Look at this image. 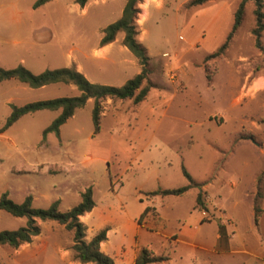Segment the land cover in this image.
<instances>
[{
	"label": "rangeland",
	"instance_id": "374dc122",
	"mask_svg": "<svg viewBox=\"0 0 264 264\" xmlns=\"http://www.w3.org/2000/svg\"><path fill=\"white\" fill-rule=\"evenodd\" d=\"M37 1L0 0L1 68L22 66L39 74L73 67L88 82L112 87L140 73L122 32L100 46L103 30L120 19L127 0H88L83 8L75 0H50L34 8ZM189 1L138 4L136 39L149 57V91L138 104L101 101L98 134H93V100L58 134L43 136L60 113L48 110L24 115L0 132V195L7 193L15 203L30 196L35 209L59 201V212H66L91 188L95 207L82 219L85 241L107 229L102 251L114 264H133L142 247L169 257L160 264L242 263L245 255L215 252L225 216L237 225L235 245L259 248L250 230L251 192L264 168V31L258 49L250 1L228 48L206 60L224 43L240 0L200 7H190ZM78 95L72 84L34 89L2 81L0 130L11 106ZM183 169L198 187L180 196L147 195L187 186ZM200 192L206 209L196 205ZM212 205L221 210L215 214ZM147 207L155 211L138 221ZM38 222L45 247L0 245V264L70 263L73 232L53 221ZM25 224V218L0 211V232ZM227 231L229 237L230 227Z\"/></svg>",
	"mask_w": 264,
	"mask_h": 264
},
{
	"label": "trees",
	"instance_id": "16d2710c",
	"mask_svg": "<svg viewBox=\"0 0 264 264\" xmlns=\"http://www.w3.org/2000/svg\"><path fill=\"white\" fill-rule=\"evenodd\" d=\"M50 0H38L34 4V8L45 4ZM88 0H75V3L83 8ZM214 0H190V7H200ZM253 2L255 9L253 15L255 17V27L251 31L255 39V46L262 49L261 34L264 31V11L263 0H240L239 5L233 15L232 27L226 36L224 43L212 54L206 57V60L215 59L221 56L228 48L229 42L233 38L235 32L242 22L245 5L248 2ZM141 0H127L120 19L108 25L103 30V35L100 40V46H105L114 41L119 32L123 33V46L135 57L139 66L140 73L132 79L126 81L120 87H112L107 85H99L88 82L85 77L80 74L75 68H61L56 70H45L39 74H32L22 66L14 69H3L0 67V82L6 80H16L27 85L30 88H42L51 84H72L79 91L76 97L56 98L46 101H39L26 104L22 107L11 106V113L7 118L5 125L0 130L4 132L8 127L15 123L24 115L37 111H59L58 117L43 131L45 137L48 133L58 134L59 128L74 115L77 109L84 107L88 100H93V108L91 112L93 134L96 135L100 130V113L101 101L106 98L127 100L133 99L134 104L142 102L148 91L149 83L148 69L149 57L146 49L137 41V31L135 26L136 16L139 13L137 8ZM146 83V85H144ZM183 174L189 181L187 186L168 189L156 190L150 192L148 196H180L188 191L191 187H198L187 172L183 169ZM264 180V171L260 173L256 182V192L253 199L254 223L258 225V219L261 214L260 202L263 198L262 183ZM59 201L53 202L47 209H35L32 207V198L27 196L22 203H15L7 193L0 195V211H4L13 217L25 218L26 224L24 227L14 231L0 232V245H6L10 248L17 249L18 247L29 244L32 239L40 234L38 221L47 222L53 221L63 226L67 231L73 232V244L71 250L74 254V259L81 264H114L113 260L100 250L101 243L107 240V229L98 231L93 237L86 242L85 231L86 227L80 221V217L91 212L95 207L92 198L91 188H87L81 193L80 202L66 212H59ZM196 205L206 209L202 201V193L200 192L196 198ZM154 208H145L140 215L139 220L146 217ZM169 261L167 255H156L147 248H140L133 264H160Z\"/></svg>",
	"mask_w": 264,
	"mask_h": 264
},
{
	"label": "crops",
	"instance_id": "0c3cea01",
	"mask_svg": "<svg viewBox=\"0 0 264 264\" xmlns=\"http://www.w3.org/2000/svg\"><path fill=\"white\" fill-rule=\"evenodd\" d=\"M261 149L262 150L264 149V143H263V147L261 146ZM263 152H264V150H263ZM263 170H264V168L256 174V177L254 180L255 181V189L251 192V198H252V206H251L252 225L251 226H252V228L250 231L254 230L255 235H257L259 248L256 251H251L250 249L247 248L246 243H241L240 246L235 245V243H233V241H234L233 236H235V233L237 230V225L235 223L234 218H232L230 216H225L224 221L226 222L227 226L221 225V227L219 228V233L215 237V248H216L215 252L216 253H218V254L227 253L230 255L241 254V255H245L247 257L245 259L246 261H243L242 263H239V264H247V263L255 264L257 261H262V263L264 264V184L262 187L263 198L260 202L261 214H260L259 219H258V225H255V223H254V211H253V199H254V195L256 192V182H257L258 176L260 175V173ZM229 187H231V189H233V188H235V184H233V183L229 184ZM208 198L209 197L206 196V199H208ZM212 208H213L215 214L217 213V211L221 210L218 205H212ZM91 212L80 217V221L82 222V219H84V218L87 219L90 216ZM215 214L214 215L212 214L213 217H215ZM82 223L85 224V222H82ZM227 227H230V234L231 235L229 237L227 236V234H228ZM35 242L38 243L39 245L34 247V249H33L34 251L38 250L39 247H42V248L45 247V242L42 240L41 233H40L38 236H36L32 239L31 243L24 244V245L20 246V248L22 247V249H23V247H24V250L30 249L31 247L33 248L32 245ZM102 245H103V243H101V245H100L101 251H102ZM64 253L68 254L67 251H65ZM68 256L71 259L69 264H81L77 260L74 259L73 252L70 255L68 254ZM128 264H132V263L128 262Z\"/></svg>",
	"mask_w": 264,
	"mask_h": 264
}]
</instances>
